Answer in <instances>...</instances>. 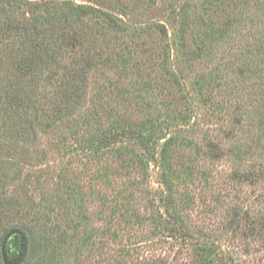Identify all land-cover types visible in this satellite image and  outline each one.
<instances>
[{"label":"rangeland","instance_id":"obj_1","mask_svg":"<svg viewBox=\"0 0 264 264\" xmlns=\"http://www.w3.org/2000/svg\"><path fill=\"white\" fill-rule=\"evenodd\" d=\"M99 1L77 3L95 6ZM116 1L118 6L115 0L109 3L128 13L129 20L151 24L182 0ZM252 19L227 45L217 48L215 57L185 69L191 81L212 69L221 77L206 90L207 105L193 103L190 124L177 121V113L190 105L177 103L173 95L156 91L152 97L134 90L121 69L94 71L79 113L28 147L20 176L8 171V196L28 204L53 199L58 208L67 200V190L80 195L69 202L80 201L74 247L79 257L69 264H201L196 254L204 256L205 248L218 253L213 264H264V141L258 121L263 91L241 77L239 69L245 57L261 63L257 46L264 42V20ZM169 30L172 40L174 29ZM109 83L119 84L115 93L149 98L152 109L142 112L109 103ZM168 100L175 102L169 111L161 106ZM111 110L139 128L148 122L134 147L136 158L91 146L93 138L108 130ZM174 135L182 146L166 164L163 145ZM187 166L192 173L184 171ZM179 225L176 234L172 229Z\"/></svg>","mask_w":264,"mask_h":264},{"label":"trees","instance_id":"obj_2","mask_svg":"<svg viewBox=\"0 0 264 264\" xmlns=\"http://www.w3.org/2000/svg\"><path fill=\"white\" fill-rule=\"evenodd\" d=\"M109 2L100 0L94 6L77 0H0V264L77 262L79 251L74 247L80 229L75 208L80 201L69 202L80 195L73 188L67 190L63 195L67 200L62 199L58 208L53 199L28 204L8 196L5 180L9 170L21 175V162L43 136L79 113L94 71L121 69L134 90L152 97L156 91L173 95L177 103L191 106L177 113V121L187 125L194 117L193 103L207 105L206 90L221 77L212 69L191 81L185 69L215 57L218 47L253 23L252 16L264 20V0H182L151 24L129 20L128 13ZM257 48L261 63L245 57L239 69L241 77L253 80L263 91L258 121L264 141V42ZM112 84L105 86L113 88L109 103L150 112L149 98L135 92L115 93L119 84ZM174 103L168 100L161 106L169 111ZM109 119L108 130L93 138L91 146L117 157L129 153L136 158L134 147L143 139L148 122L139 128L130 118L117 117L116 110H111ZM179 145L176 135L165 141L164 163ZM190 169L184 171L192 173ZM172 230L176 233L181 227ZM202 251L204 256L196 254L200 263L213 264L218 253L213 248Z\"/></svg>","mask_w":264,"mask_h":264}]
</instances>
